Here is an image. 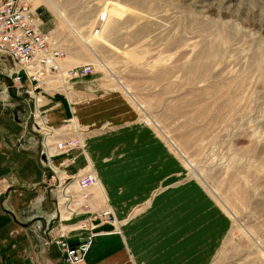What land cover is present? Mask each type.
Returning <instances> with one entry per match:
<instances>
[{"label":"rangeland","instance_id":"374dc122","mask_svg":"<svg viewBox=\"0 0 264 264\" xmlns=\"http://www.w3.org/2000/svg\"><path fill=\"white\" fill-rule=\"evenodd\" d=\"M24 1L92 70L64 124L106 150L132 263L264 264V0Z\"/></svg>","mask_w":264,"mask_h":264},{"label":"crops","instance_id":"0c3cea01","mask_svg":"<svg viewBox=\"0 0 264 264\" xmlns=\"http://www.w3.org/2000/svg\"><path fill=\"white\" fill-rule=\"evenodd\" d=\"M40 29L46 31L41 28V20ZM66 59L62 62L63 78L56 82L48 80L37 89L25 78L16 86L11 85L13 60L0 53V264H63L60 245L53 241L59 226L65 229L68 242L76 246L88 232L68 226V222L82 217L88 219V213H101L110 205L105 180L93 170L103 163L106 152L97 149L95 138L87 150L83 145L55 156L56 165L65 163L60 167V174L55 175L49 166L42 164L40 134L31 129L30 116L36 110L56 127L59 140L81 137L80 132L66 129L64 123L72 116L78 118L75 98L88 97L90 92L74 85L77 81L69 82L73 79ZM90 171L97 175V184L88 188L87 200L80 199L81 189L74 177ZM70 178L72 181L68 184ZM63 184L65 195L78 197L81 204L87 201V211L80 209L74 214L77 204L72 201L69 210L59 208ZM91 217L85 226L93 228V244L78 264H133L123 230L99 216Z\"/></svg>","mask_w":264,"mask_h":264},{"label":"built area","instance_id":"2783aa9c","mask_svg":"<svg viewBox=\"0 0 264 264\" xmlns=\"http://www.w3.org/2000/svg\"><path fill=\"white\" fill-rule=\"evenodd\" d=\"M53 33L40 29V19L36 14V8L31 6L24 0H0V53L6 54L13 60L14 69L10 72L11 85L22 82L25 78L34 88L41 89L46 81L60 80L63 78L62 62L66 59L65 48L60 45L53 37ZM58 42V43H57ZM81 66V65H79ZM73 66L69 69L73 76H86L92 72L90 66L85 64L82 67ZM31 125L34 131L40 134L42 147V164L49 166L53 174H60V167L54 163V157L60 154L69 153L73 147H83L82 139L68 138L58 139L53 126L47 123L44 114L41 111H33L30 116ZM50 127H44L42 122ZM71 161V159H68ZM53 175L52 177L54 178ZM78 176V177H77ZM75 181L79 189H81L80 199L87 197L88 188L97 184V175L88 172L83 175H75ZM71 179V178H70ZM72 179L67 182L70 184ZM59 183V181H58ZM58 186V185H57ZM63 198L61 204L58 202L59 208L69 210L70 201L81 205L78 197H69L65 195V184L60 188ZM60 209V210H61ZM102 216H108L107 222L115 225V215L110 209L101 211ZM58 233L53 241L60 245L63 256V264H78L85 259L90 246L93 244V233H89L78 244L72 245L68 242L64 228H58ZM93 228H91L92 230Z\"/></svg>","mask_w":264,"mask_h":264},{"label":"water","instance_id":"95a60500","mask_svg":"<svg viewBox=\"0 0 264 264\" xmlns=\"http://www.w3.org/2000/svg\"><path fill=\"white\" fill-rule=\"evenodd\" d=\"M44 226H45V225L43 224L42 227L44 228Z\"/></svg>","mask_w":264,"mask_h":264}]
</instances>
